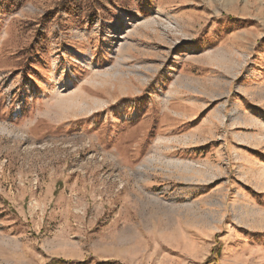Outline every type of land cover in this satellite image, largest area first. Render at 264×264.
<instances>
[{
  "label": "rangeland",
  "instance_id": "obj_1",
  "mask_svg": "<svg viewBox=\"0 0 264 264\" xmlns=\"http://www.w3.org/2000/svg\"><path fill=\"white\" fill-rule=\"evenodd\" d=\"M58 260L264 264V0H0V264Z\"/></svg>",
  "mask_w": 264,
  "mask_h": 264
},
{
  "label": "trees",
  "instance_id": "obj_2",
  "mask_svg": "<svg viewBox=\"0 0 264 264\" xmlns=\"http://www.w3.org/2000/svg\"><path fill=\"white\" fill-rule=\"evenodd\" d=\"M12 1H13V3L16 4V3L23 2L24 0H12ZM65 5H67V4H65ZM71 5L75 7L74 3H71ZM53 263L54 264H61V263H63V261L58 260V261H54Z\"/></svg>",
  "mask_w": 264,
  "mask_h": 264
}]
</instances>
